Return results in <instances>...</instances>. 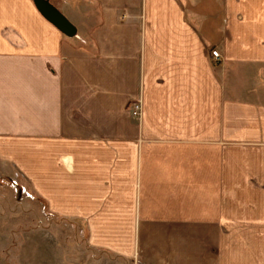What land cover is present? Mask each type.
<instances>
[{
    "label": "crops",
    "instance_id": "obj_1",
    "mask_svg": "<svg viewBox=\"0 0 264 264\" xmlns=\"http://www.w3.org/2000/svg\"><path fill=\"white\" fill-rule=\"evenodd\" d=\"M60 1L0 0V166L124 264H264V0Z\"/></svg>",
    "mask_w": 264,
    "mask_h": 264
},
{
    "label": "rangeland",
    "instance_id": "obj_2",
    "mask_svg": "<svg viewBox=\"0 0 264 264\" xmlns=\"http://www.w3.org/2000/svg\"><path fill=\"white\" fill-rule=\"evenodd\" d=\"M0 264L124 263L91 250L82 223L52 217L18 175L0 166Z\"/></svg>",
    "mask_w": 264,
    "mask_h": 264
},
{
    "label": "water",
    "instance_id": "obj_3",
    "mask_svg": "<svg viewBox=\"0 0 264 264\" xmlns=\"http://www.w3.org/2000/svg\"><path fill=\"white\" fill-rule=\"evenodd\" d=\"M40 16L67 38L76 36V28L51 3L50 0H31Z\"/></svg>",
    "mask_w": 264,
    "mask_h": 264
},
{
    "label": "built area",
    "instance_id": "obj_4",
    "mask_svg": "<svg viewBox=\"0 0 264 264\" xmlns=\"http://www.w3.org/2000/svg\"><path fill=\"white\" fill-rule=\"evenodd\" d=\"M211 56H212L213 58H215V59H218V58H219V54H218V52H216V51H212V52H211ZM134 109H135V111H133V115H136L137 107H135Z\"/></svg>",
    "mask_w": 264,
    "mask_h": 264
}]
</instances>
